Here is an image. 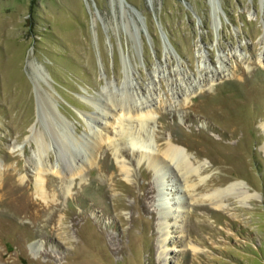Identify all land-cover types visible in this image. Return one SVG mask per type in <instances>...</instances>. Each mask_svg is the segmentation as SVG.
<instances>
[{"label": "rangeland", "instance_id": "374dc122", "mask_svg": "<svg viewBox=\"0 0 264 264\" xmlns=\"http://www.w3.org/2000/svg\"><path fill=\"white\" fill-rule=\"evenodd\" d=\"M261 54L264 0H0V264H264ZM226 66L234 74L211 84ZM110 93L163 107L141 126L103 117ZM98 123L94 161L40 172L39 197L53 130L88 139ZM125 128L145 138L141 163ZM169 138L203 167L189 195L147 164ZM240 180L245 201L195 199ZM172 197L188 201L181 216Z\"/></svg>", "mask_w": 264, "mask_h": 264}, {"label": "bare ground", "instance_id": "6f19581e", "mask_svg": "<svg viewBox=\"0 0 264 264\" xmlns=\"http://www.w3.org/2000/svg\"><path fill=\"white\" fill-rule=\"evenodd\" d=\"M258 61L261 63L260 66H264V55L261 54L258 56ZM224 66V65H223ZM234 68L233 67H224L221 70H215L213 73L211 79V84H213L216 80L223 78L231 77L234 74ZM208 83L207 85H209ZM201 84H197L199 86ZM194 87L191 90H188L189 96L186 97V99L190 98L191 96L196 95L199 91L203 90L205 86L203 87ZM175 100L178 99V95L174 96ZM129 95L125 93L124 95V101L118 100V98H114V94L110 93L108 96H106V101L104 102V107L106 110H103V117H111L113 113H124L127 116V113H132L139 126L144 125L151 117L155 116L157 112L160 110L163 106L156 105L153 101L140 106L137 104L136 101H134V104H131L128 102ZM110 101V102H108ZM179 101V100H178ZM181 99L179 104H181ZM141 103V100L139 104ZM184 103V99L183 102ZM178 104V103H177ZM42 105V104H41ZM41 112V110H40ZM156 112V114H154ZM47 116V115H46ZM133 117V116H132ZM95 121V118H92ZM62 122V121H61ZM91 133L89 135L88 139L80 138L77 136H73L70 140L65 138L60 132L53 130L52 132V143L55 144L56 152H57V158L56 161L50 165H48L46 162H43V160L40 162H37V169L39 171V175L36 178L35 181V189L36 193L39 197L46 199V194L44 193V185L42 183V174L40 172H49V170H53L55 173H78L83 168V165L90 164L94 161V149L99 146L102 142L106 141V135L105 133V126L103 124L98 123L97 126H91ZM124 133L128 134L132 148L133 153L135 155L138 154V162H142L145 159V153L146 148L144 146L145 138L142 137V135L139 133V131H132L130 128L123 129ZM123 133V132H122ZM36 138L39 137L40 140V146L39 150L47 149L49 146V143L44 141L42 138L41 133H33ZM163 149L162 153H160V157L157 158H151L148 160L147 164L152 169L156 170L157 172L160 171V169L164 168L162 170V179L163 177L166 178L171 176L174 178V180H182L183 181V187L180 189V193L185 192L187 195L191 192V189L197 188L199 186V183L203 181L204 179H199L196 183H190L188 180L190 177L195 173L199 172L203 167L201 166H195L189 159V154L187 152V149L184 145H181L179 143H176L172 140V138H169L163 143ZM72 148H75L77 150L76 152H73ZM161 150V149H160ZM159 150V151H160ZM146 151V152H145ZM48 155V159L50 160V156ZM39 156L41 157V153H39ZM79 158L77 159V157ZM152 157V156H151ZM121 169H125L122 165H120ZM127 171V170H126ZM167 171V173L165 172ZM47 175V173H46ZM193 177V176H192ZM160 179V180H162ZM181 182V181H180ZM182 185V184H181ZM46 188V187H45ZM248 183L244 180L240 181H231L226 186H220L216 187L211 191H208L199 197L195 199H199L203 202H206L210 204L212 207L217 209H223L225 207L224 202V196L230 194L237 200H244L249 199L251 197L250 194H248ZM185 190V191H184ZM46 192V190H45ZM181 196H183L181 194ZM9 200V199H8ZM195 201V200H194ZM12 202V201H11ZM172 202L175 204L176 208H174V212H178L176 216H181V211H183L184 204H187L186 201L183 199L178 200L176 197H172ZM14 205V204H13ZM160 213H163V219H167V217H173L172 213L167 210L166 206H162ZM165 226V225H164ZM32 250L38 251L39 248H35L33 246ZM194 250V249H193ZM1 254V253H0Z\"/></svg>", "mask_w": 264, "mask_h": 264}]
</instances>
